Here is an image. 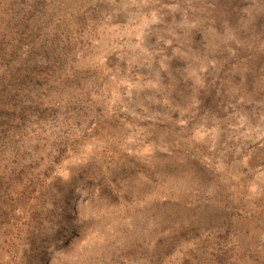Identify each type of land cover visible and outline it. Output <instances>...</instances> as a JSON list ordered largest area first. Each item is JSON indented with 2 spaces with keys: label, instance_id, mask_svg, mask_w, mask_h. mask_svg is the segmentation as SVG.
I'll list each match as a JSON object with an SVG mask.
<instances>
[{
  "label": "rangeland",
  "instance_id": "rangeland-1",
  "mask_svg": "<svg viewBox=\"0 0 264 264\" xmlns=\"http://www.w3.org/2000/svg\"><path fill=\"white\" fill-rule=\"evenodd\" d=\"M0 264H264V0H0Z\"/></svg>",
  "mask_w": 264,
  "mask_h": 264
}]
</instances>
